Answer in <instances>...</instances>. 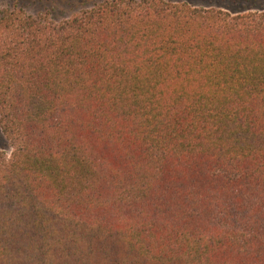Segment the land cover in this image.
I'll list each match as a JSON object with an SVG mask.
<instances>
[{
    "label": "trees",
    "instance_id": "1",
    "mask_svg": "<svg viewBox=\"0 0 264 264\" xmlns=\"http://www.w3.org/2000/svg\"><path fill=\"white\" fill-rule=\"evenodd\" d=\"M0 9V264H264V0Z\"/></svg>",
    "mask_w": 264,
    "mask_h": 264
},
{
    "label": "rangeland",
    "instance_id": "2",
    "mask_svg": "<svg viewBox=\"0 0 264 264\" xmlns=\"http://www.w3.org/2000/svg\"><path fill=\"white\" fill-rule=\"evenodd\" d=\"M109 0H0V9H18L29 15L49 16L53 20L62 21L69 19L76 13L92 8L95 4ZM141 1V0H136ZM187 1L197 4H208L213 0H166ZM0 149L7 154L11 147L0 126Z\"/></svg>",
    "mask_w": 264,
    "mask_h": 264
}]
</instances>
